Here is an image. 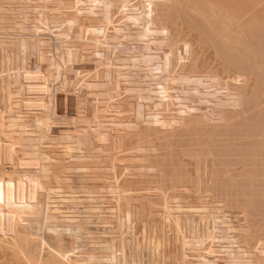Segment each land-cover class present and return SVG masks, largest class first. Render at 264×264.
Masks as SVG:
<instances>
[{
	"label": "bare ground",
	"instance_id": "bare-ground-1",
	"mask_svg": "<svg viewBox=\"0 0 264 264\" xmlns=\"http://www.w3.org/2000/svg\"><path fill=\"white\" fill-rule=\"evenodd\" d=\"M132 1L0 0V264H264V18Z\"/></svg>",
	"mask_w": 264,
	"mask_h": 264
},
{
	"label": "rangeland",
	"instance_id": "rangeland-1",
	"mask_svg": "<svg viewBox=\"0 0 264 264\" xmlns=\"http://www.w3.org/2000/svg\"><path fill=\"white\" fill-rule=\"evenodd\" d=\"M134 1V2H133ZM132 1V3H136V1L137 0H133ZM205 1V0H204ZM218 1V0H217ZM224 0H219L218 2H222V4L224 5L225 4V6L227 7V8H231V10L235 13V14H237V16L241 13L242 15H239L240 17H243V18H251V17H259V15H260V18H264L263 16H264V4L263 5H256L257 6V8H256V6L255 7H251V6H254L253 5V2L251 1V0H225L226 1V3L225 2H223ZM242 1H246V2H243L242 3ZM138 2V1H137ZM229 2V3H228ZM248 2V3H247ZM251 5H250V4ZM230 4V5H229ZM245 4V5H244ZM246 4H247V7H246ZM255 4V3H254ZM238 5V6H237ZM237 6V7H236ZM260 6V7H259ZM242 7V8H241ZM249 7V8H248ZM261 8H262V10H261ZM233 9H235V10H233ZM259 10H261V11H263V12H259ZM237 13H236V12ZM245 11H247V12H245ZM252 11V12H251ZM256 11V12H255ZM259 12V13H258ZM119 12H116L115 13V15H114V18L116 17L117 18V20H119V15L120 14H118ZM249 13V14H248ZM246 14V15H245ZM116 15H118V16H116ZM261 15H262V17H261ZM179 16L180 15H178L177 13H175V18H174V20L176 21V19H177V22H178V25H179V28H180V33H181V31H182V29H183V31H182V35H186V36H188V35H190V34H187V33H189V30L191 29V27L189 26V24L188 25H186L185 26V22L186 21H184V19L182 20L181 18L179 19ZM245 16V17H244ZM181 17V16H180ZM181 21V22H180ZM122 22V21H121ZM120 22V23H121ZM119 24V23H118ZM181 24H183V25H181ZM181 27H182V29H181ZM187 27H190V29H188ZM177 29H178V27H177ZM185 29V30H184ZM184 31H185V34H183L184 33ZM192 31V30H191ZM190 31V33H192V37H194L195 38V40L193 39V38H191L192 40H194V42H195V44L197 43H199L201 40L204 42V40L206 41L207 39L206 38H204L202 35H200V33L199 32H195V35H194V30L191 32ZM179 32V31H178ZM201 36H202V39H201ZM189 37V36H188ZM200 37V38H199ZM199 38V39H198ZM204 39V40H203ZM198 40V41H197ZM200 40V41H199ZM197 41V42H196ZM211 41V40H210ZM209 41V39L207 40V42H204L205 43V47H203L204 48V52H202L203 53V56H204V58L206 59V61L208 62V63H210V61H211V63H213V62H216V59L218 58L217 57V52H216V49H215V43L214 42H212V44H214V45H212L211 44V42ZM210 42V43H209ZM212 45V46H211ZM213 48V49H212ZM209 52V53H208ZM216 52V53H215ZM201 54V53H200ZM216 56V57H215ZM207 57V58H206ZM209 59V60H208ZM218 60V59H217ZM234 217V218H233ZM237 216H232V221L233 222H237V218H236ZM236 218V219H235ZM222 238H224L223 236H221ZM221 244H224L225 245V243L227 244L228 242L225 240V239H221ZM220 254V253H219Z\"/></svg>",
	"mask_w": 264,
	"mask_h": 264
}]
</instances>
